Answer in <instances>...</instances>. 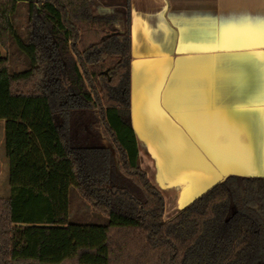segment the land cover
I'll return each instance as SVG.
<instances>
[{
	"label": "trees",
	"instance_id": "obj_1",
	"mask_svg": "<svg viewBox=\"0 0 264 264\" xmlns=\"http://www.w3.org/2000/svg\"><path fill=\"white\" fill-rule=\"evenodd\" d=\"M91 2L0 0V264H264L262 177L230 175L165 219L129 120L130 32ZM72 188L107 222H70Z\"/></svg>",
	"mask_w": 264,
	"mask_h": 264
},
{
	"label": "crops",
	"instance_id": "obj_2",
	"mask_svg": "<svg viewBox=\"0 0 264 264\" xmlns=\"http://www.w3.org/2000/svg\"><path fill=\"white\" fill-rule=\"evenodd\" d=\"M92 6L130 32V121L164 198L180 211L226 174L264 178V0Z\"/></svg>",
	"mask_w": 264,
	"mask_h": 264
},
{
	"label": "rangeland",
	"instance_id": "obj_3",
	"mask_svg": "<svg viewBox=\"0 0 264 264\" xmlns=\"http://www.w3.org/2000/svg\"><path fill=\"white\" fill-rule=\"evenodd\" d=\"M117 8V7H116ZM115 8V9H116ZM93 13L97 12L95 7H91ZM119 12L122 11L121 6L117 8ZM98 13V12H97ZM26 19V7L21 5L18 9V13L15 17V24L17 28H23ZM22 55L13 56L11 58V68L15 71L22 70L25 67V61L21 57ZM5 120L0 119V197H9L11 195L10 189V162L6 156L5 142L1 139V136L5 137ZM103 144H108L107 141H102ZM140 167L146 172L148 178L154 181V167L152 159L142 153L140 157ZM177 191L165 192V198L167 200L166 219H169L176 215L178 211L177 204ZM70 222L76 223H96L103 224L107 222V217L104 215L96 214L90 204L81 196V194L75 188L71 189L70 193V208H69Z\"/></svg>",
	"mask_w": 264,
	"mask_h": 264
},
{
	"label": "water",
	"instance_id": "obj_4",
	"mask_svg": "<svg viewBox=\"0 0 264 264\" xmlns=\"http://www.w3.org/2000/svg\"><path fill=\"white\" fill-rule=\"evenodd\" d=\"M129 120H130V115H129ZM130 123H131V121H130ZM131 126H132V128H133L132 123H131ZM230 175H237V174H226V175H224L222 178H220L218 181H216V183H214V184L208 186L207 188L202 189V190L198 193V195H197V196H196V197H195L190 203H188L187 205L183 206L182 209L185 208L186 206H188L189 204H191L192 202H194L197 198H199L201 195H203L204 193H206L208 190H210L212 187H214L216 184H218L219 182L223 181L224 179H226V178H227L228 176H230ZM182 209H181V210H182Z\"/></svg>",
	"mask_w": 264,
	"mask_h": 264
}]
</instances>
